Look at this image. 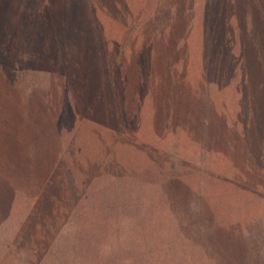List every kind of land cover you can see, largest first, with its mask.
Segmentation results:
<instances>
[{"label": "rangeland", "instance_id": "374dc122", "mask_svg": "<svg viewBox=\"0 0 264 264\" xmlns=\"http://www.w3.org/2000/svg\"><path fill=\"white\" fill-rule=\"evenodd\" d=\"M0 264H264V0H0Z\"/></svg>", "mask_w": 264, "mask_h": 264}, {"label": "trees", "instance_id": "16d2710c", "mask_svg": "<svg viewBox=\"0 0 264 264\" xmlns=\"http://www.w3.org/2000/svg\"><path fill=\"white\" fill-rule=\"evenodd\" d=\"M197 232H195V234H196ZM197 236H201V234L200 233H197Z\"/></svg>", "mask_w": 264, "mask_h": 264}]
</instances>
